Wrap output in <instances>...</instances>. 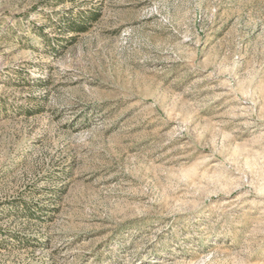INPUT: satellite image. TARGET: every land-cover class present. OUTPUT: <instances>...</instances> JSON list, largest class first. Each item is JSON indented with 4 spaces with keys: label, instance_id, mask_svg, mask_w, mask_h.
Returning a JSON list of instances; mask_svg holds the SVG:
<instances>
[{
    "label": "rangeland",
    "instance_id": "1",
    "mask_svg": "<svg viewBox=\"0 0 264 264\" xmlns=\"http://www.w3.org/2000/svg\"><path fill=\"white\" fill-rule=\"evenodd\" d=\"M0 264H264V0H0Z\"/></svg>",
    "mask_w": 264,
    "mask_h": 264
}]
</instances>
